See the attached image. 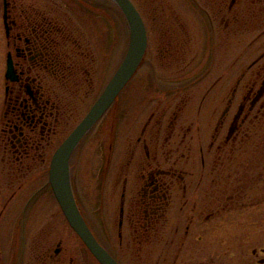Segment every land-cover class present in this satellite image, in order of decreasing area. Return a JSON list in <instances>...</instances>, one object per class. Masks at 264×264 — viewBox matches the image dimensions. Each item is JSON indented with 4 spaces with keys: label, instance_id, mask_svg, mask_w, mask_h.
Wrapping results in <instances>:
<instances>
[{
    "label": "rangeland",
    "instance_id": "rangeland-1",
    "mask_svg": "<svg viewBox=\"0 0 264 264\" xmlns=\"http://www.w3.org/2000/svg\"><path fill=\"white\" fill-rule=\"evenodd\" d=\"M133 1L147 27L148 47L124 87L116 111L107 113L98 124L105 130L97 131L96 127L86 150L81 148L78 154L75 192L85 218L120 264H264V116L249 122L239 157L237 152L230 157L227 151L224 169L214 163V158L219 161L216 145L225 133L220 136L215 131L219 117L232 101L225 122L228 128L239 100L252 87L264 62V0ZM92 6L82 4L76 9L90 12L89 21L83 20L89 14L74 13L71 6L65 8L72 22L87 30L84 35L97 64L95 91H82L81 114L76 122L101 93L129 43L128 24L118 5L114 3L111 17ZM2 7L0 0V29ZM87 45L84 50H88ZM261 70L264 72V68ZM263 81L264 75L256 89ZM2 86L1 81L0 94ZM214 133L218 135L206 168L209 177L199 178L203 170L198 166L199 174L192 183L189 147L202 143L206 149ZM253 146L258 149L254 155ZM145 166L185 170L187 191H203L209 183L210 191H219L223 171L225 175L237 174V182L246 189L239 197L242 206L215 213L218 218L212 215L204 234L203 219L196 218L198 225L197 221L192 223L185 205L178 210L179 204H171L156 242L139 252L131 239L120 243L119 209L125 177L130 178L126 194L131 192L130 187L137 191V175ZM38 173L34 169L12 182L14 174L0 172L2 202L6 192L17 191L10 205L2 206L1 263L101 264L70 226L53 192L45 190L34 196L46 177ZM226 180L232 182L229 177ZM182 184L179 179L174 182L173 189L178 188L174 191H183ZM123 228L121 233L125 223ZM127 233L124 235L129 237Z\"/></svg>",
    "mask_w": 264,
    "mask_h": 264
},
{
    "label": "flooded vegetation",
    "instance_id": "flooded-vegetation-1",
    "mask_svg": "<svg viewBox=\"0 0 264 264\" xmlns=\"http://www.w3.org/2000/svg\"><path fill=\"white\" fill-rule=\"evenodd\" d=\"M2 3L0 82L2 81L3 94H0V98L2 95L0 99V172L4 170L14 174L12 182H16L15 179L26 176L34 169L38 170L39 175L47 177L39 191L34 192V196L36 194L40 196L45 190L53 191L49 182L53 155L100 95L82 117L77 122L74 121L77 115L81 114L82 91L84 90L86 94L95 91L97 64H95L92 49L87 45V37L84 35L87 30L80 29L78 23L72 22L69 17L70 12L67 13L65 8L71 6V10L74 8L75 13L82 4L89 3L94 5L96 10H102L103 15L111 17L115 6L110 0H28L27 3L22 0H2ZM94 6H92L93 9ZM79 13L80 15L89 14L85 16L87 19H83L89 21L90 12L81 10ZM85 43L88 50H84ZM261 68H264V62L257 71V79L251 85L252 87L239 100L238 108L228 128L225 122L232 101L227 102L230 107L228 109H226L228 105L225 107L215 126V131H219L220 136L225 132L219 144L216 145L219 161L214 158V163L221 165L222 168L228 155L227 151L230 157L236 152L239 157L244 139L248 137L249 122L255 121L261 115L264 116V90L260 92L264 81L256 89L257 81L264 75ZM59 85H62L65 90L62 91ZM122 92L86 132L70 155L69 166L74 192L77 191L74 174L78 154L81 148L83 151L86 150L90 135L96 131L95 128L108 115L107 113L112 114V111H116L115 106L121 99ZM151 118L152 115L149 121ZM101 130H105L104 126L97 129V131ZM107 133H109L108 129ZM217 135L214 133L213 140H207L209 145L206 149L202 143L199 147L195 144L190 145L188 161L192 183L199 174L200 168L203 171L199 178L209 177L210 172L206 171V168L210 164L211 146H214ZM256 150L258 149L255 146L251 153L254 155ZM86 153L89 152L86 151ZM140 170L141 172L139 171L137 175L139 181L137 191L133 192L130 187L131 192L126 194V185L130 178L125 177L126 185L124 183L119 209L120 243L123 244L124 239L126 241L131 239V244H134L139 252L144 251V248L148 247L152 241L156 242L162 223L166 219V211L171 204L174 207L179 204L178 210L185 205L189 212L188 219L191 217L192 223L197 221L198 225L196 218L203 219L204 234H207L205 230L208 227L205 224L210 218L213 216L218 218L215 213H224L242 206V200L239 197L246 189L237 182V174L231 176L232 173L227 172L225 175L223 171L222 187L219 191H210L207 188L209 181L207 187H203V191H187L189 186L185 179L186 173L179 167L145 166ZM167 176L170 177L169 180ZM228 177L232 182H227ZM178 179L183 183L181 187L183 191L179 192L174 191L178 188L173 189L174 182ZM75 194L81 207L78 195L76 192ZM16 195L17 191L6 192L4 202L0 195V220L3 215L2 206H9ZM29 201L30 199L27 200V206ZM178 220L181 221L180 218ZM124 223L125 231H128L130 238L124 235L125 231L121 233ZM0 225H2L1 222ZM106 247L117 259L116 254L107 245ZM56 250L59 251V249ZM146 251L150 252V250Z\"/></svg>",
    "mask_w": 264,
    "mask_h": 264
},
{
    "label": "water",
    "instance_id": "water-1",
    "mask_svg": "<svg viewBox=\"0 0 264 264\" xmlns=\"http://www.w3.org/2000/svg\"><path fill=\"white\" fill-rule=\"evenodd\" d=\"M123 12L129 26L130 40L127 52L90 111L57 149L51 162L50 183L70 226L101 264H120L97 239L76 201L72 187L69 159L72 151L97 122L107 107L130 81L140 66L148 47L144 19L131 0H113ZM264 90V85L260 92Z\"/></svg>",
    "mask_w": 264,
    "mask_h": 264
},
{
    "label": "trees",
    "instance_id": "trees-1",
    "mask_svg": "<svg viewBox=\"0 0 264 264\" xmlns=\"http://www.w3.org/2000/svg\"><path fill=\"white\" fill-rule=\"evenodd\" d=\"M235 20H237V19L235 18Z\"/></svg>",
    "mask_w": 264,
    "mask_h": 264
}]
</instances>
